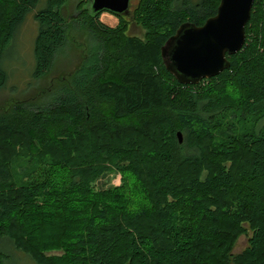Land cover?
<instances>
[{
  "label": "trees",
  "instance_id": "1",
  "mask_svg": "<svg viewBox=\"0 0 264 264\" xmlns=\"http://www.w3.org/2000/svg\"><path fill=\"white\" fill-rule=\"evenodd\" d=\"M66 3L0 0V87L3 51L30 11L33 76L52 68L67 43ZM87 3L71 17L95 42L51 100L0 114V240L34 264H264V0L229 68L190 84L162 46L220 0H137L117 26ZM113 171L122 183L99 189Z\"/></svg>",
  "mask_w": 264,
  "mask_h": 264
},
{
  "label": "rangeland",
  "instance_id": "2",
  "mask_svg": "<svg viewBox=\"0 0 264 264\" xmlns=\"http://www.w3.org/2000/svg\"><path fill=\"white\" fill-rule=\"evenodd\" d=\"M90 2L91 0L86 4L89 9H91ZM78 3H80V0H67L63 8V13L66 19L69 20V28L66 35L67 43L56 53L57 56L51 66L52 68L47 70L41 78L33 76L35 64L34 44H36L35 39L39 31L38 22L34 18L35 15L30 11L27 18L21 23L19 30L11 41L12 43L4 49L3 57H1L2 66L8 70V78L6 84L0 87V114L5 113V111H12L18 102L26 99L41 104L49 102L51 96H53L51 94L52 90L59 83L57 77L62 72L70 73V70L74 69L78 63L82 53L86 54L89 45H93L95 40L90 35L88 26L83 25L82 21H76L71 17L73 15L78 16ZM136 3L137 0L131 1V9L134 8ZM115 16L113 13L107 12V14L101 16V19L104 23L113 25L118 20V17L116 18ZM130 33L143 34V30L141 26L133 24L132 28H130ZM121 183V173L113 171L109 175L106 174L100 177L95 184L101 189V187L110 188ZM247 237L242 235L238 238L235 253L246 247ZM0 244H4L1 246L5 247L4 249L7 250V253L12 255L8 261L9 264H34L28 254H20L11 245L6 247L7 243L2 242V240H0ZM50 253L62 254V250L53 249L49 251Z\"/></svg>",
  "mask_w": 264,
  "mask_h": 264
},
{
  "label": "water",
  "instance_id": "3",
  "mask_svg": "<svg viewBox=\"0 0 264 264\" xmlns=\"http://www.w3.org/2000/svg\"><path fill=\"white\" fill-rule=\"evenodd\" d=\"M132 0H91L94 11L130 13ZM255 0H220L218 11L201 25L181 24L162 46L170 72L184 84L199 83L229 68V55L243 49ZM182 131L178 136L182 139Z\"/></svg>",
  "mask_w": 264,
  "mask_h": 264
},
{
  "label": "crops",
  "instance_id": "4",
  "mask_svg": "<svg viewBox=\"0 0 264 264\" xmlns=\"http://www.w3.org/2000/svg\"><path fill=\"white\" fill-rule=\"evenodd\" d=\"M107 12H110V11H105V13L104 14H107ZM111 13H113V12H111ZM103 14V15H104ZM113 15L115 16V13H113ZM102 16V15H101ZM116 18H117V16H115ZM102 18V17H101ZM118 19V18H117ZM115 22V21H114ZM118 22H119V19L117 20V22H115V24H113V25H116L117 26V24H118Z\"/></svg>",
  "mask_w": 264,
  "mask_h": 264
},
{
  "label": "flooded vegetation",
  "instance_id": "5",
  "mask_svg": "<svg viewBox=\"0 0 264 264\" xmlns=\"http://www.w3.org/2000/svg\"><path fill=\"white\" fill-rule=\"evenodd\" d=\"M131 9V8H130Z\"/></svg>",
  "mask_w": 264,
  "mask_h": 264
}]
</instances>
